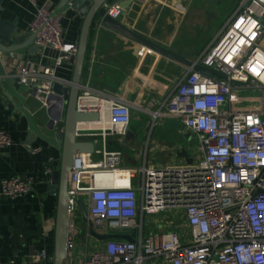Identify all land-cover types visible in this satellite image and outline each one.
Masks as SVG:
<instances>
[{
    "label": "built area",
    "instance_id": "obj_1",
    "mask_svg": "<svg viewBox=\"0 0 264 264\" xmlns=\"http://www.w3.org/2000/svg\"><path fill=\"white\" fill-rule=\"evenodd\" d=\"M26 1L34 8L30 23V32L36 34L34 45L53 48L59 55L48 65L32 61L14 64L9 76L36 89L35 98L42 107H54L57 101L49 98L55 94V84L70 83L56 70L77 55L79 43L65 41L62 16L53 0ZM121 4L107 3L106 13L118 19L124 11ZM263 38L264 0H243L196 60L225 77L188 67L187 75L166 100L150 103L154 123L166 116L177 118L185 132L197 140L191 164L124 168L122 152L106 150L98 162L92 159L93 154L76 158L68 186L69 254L74 248L73 215L80 199L89 218L103 224L107 233H129L134 238L105 241L103 248L87 253L83 264H148L152 258H162L168 264H264ZM249 79L250 85L233 83ZM244 88L259 94L240 107L238 98ZM92 98L100 102L91 103ZM77 106L99 111L102 118L107 114L109 126L96 128L104 137L126 135L130 129L132 104L113 92L83 83ZM89 129L81 133L92 132ZM12 144L10 133L0 127V150ZM33 183L28 177L3 178L0 196H26ZM169 209L182 213L188 233L183 237L168 228L145 234L144 218Z\"/></svg>",
    "mask_w": 264,
    "mask_h": 264
},
{
    "label": "crops",
    "instance_id": "obj_2",
    "mask_svg": "<svg viewBox=\"0 0 264 264\" xmlns=\"http://www.w3.org/2000/svg\"><path fill=\"white\" fill-rule=\"evenodd\" d=\"M53 1L57 9L61 0ZM118 1L126 0H110L108 3ZM196 1L131 0L118 20L153 42L196 61L220 32L219 30L212 38H206L194 47H186V42L178 43L193 9L196 7L197 10L199 7ZM0 8H2L0 19L16 24L18 35H32L30 23L34 8L28 1L0 0ZM59 14L62 16L65 41L69 44L79 43L84 17L72 10L67 12L61 10ZM262 47L264 48V38ZM58 55V51L50 47H40L35 53L27 47L13 54H1V60L10 72L14 64L32 61L48 65ZM188 67L162 52L108 29L99 21L93 25L90 33L83 83L122 96L132 104V113L136 107L144 113L152 101L162 102L172 94L182 78L187 75ZM56 71L59 77L71 80L74 65L70 60ZM1 95L0 90V127L10 133L13 144L0 150V184L3 178L13 176L28 177L34 183L32 192L26 196L17 198L0 196V264H55L58 192L51 190L49 185L53 172L60 167L62 147L54 148L41 139L33 142L30 147L27 144L29 130L27 117L20 110L10 108V101L3 103ZM26 97L28 98L25 107L35 114L41 107L40 102L36 98H29L28 94ZM90 102L100 101L92 98ZM104 106L106 107L105 103ZM104 115L109 124L107 114ZM148 115L152 117L151 113ZM151 117L146 121L141 117L132 116L129 130L135 132V137L117 133L104 137L96 129L98 127L89 129L92 132H84L82 134L84 140H98L99 152L93 154L92 159L96 162L101 161L105 150L120 151L123 155L121 167L132 168L151 164L187 163L176 155L181 148L187 149L192 157H196L192 144L194 137L185 132L179 119L166 116L154 123ZM159 123L162 125L161 130L155 132V126L154 130L151 129L153 125ZM60 127H63L62 123ZM90 133L96 135L91 136ZM47 168L51 169L49 173L46 171ZM79 209L81 210L78 205L77 210ZM173 212L180 219L178 223L172 219L167 221L159 215L154 218L145 217V234L163 232L170 228L177 230L184 237L189 228L185 221L180 223L184 219L182 213L176 210ZM75 218L74 214V221ZM81 226L83 229H75V237L80 235L81 240L78 244L74 242V248L65 264H83L87 253L105 245V242L95 241L90 236L85 222ZM97 232L102 233L101 230ZM132 235H137V231H132ZM148 264L168 263L162 258H152Z\"/></svg>",
    "mask_w": 264,
    "mask_h": 264
},
{
    "label": "water",
    "instance_id": "obj_3",
    "mask_svg": "<svg viewBox=\"0 0 264 264\" xmlns=\"http://www.w3.org/2000/svg\"><path fill=\"white\" fill-rule=\"evenodd\" d=\"M110 0H61L56 12L61 10H72L77 15L83 16L84 21L80 28L79 50L76 56L71 59L74 65V74L70 83L62 84L57 82L54 86L55 94L49 98V101H57L53 107H40L34 114L25 107L27 101L26 94L29 98L36 96V89L26 84H21L15 77L9 76V71L4 66L1 60V54L16 53L25 48L33 53L37 52L33 42L36 34L18 35L16 24L0 19V90L2 91L1 100L3 103L10 101V108L20 110L28 119L29 130L27 136V144L32 147L33 142L41 139L54 148L62 147V159L60 167L55 170L51 176L50 189L58 192V215L56 226V249L54 253L55 264H65L69 254L68 236L70 227V212H69V179L70 173L73 170L76 158L81 154H95L97 152L98 140H84L81 133L80 124H92L102 120L99 111L95 110H80L77 106L80 92L83 89V73L85 61L89 45L90 33L93 25L96 22H101L108 29L119 33L130 39H134L152 49L164 53L174 60L182 62L195 70L209 76L225 75L206 67L194 60H190L181 54L162 46L152 40L134 32L127 26L123 25L118 19L112 18L106 13V4ZM131 0L122 2V7L125 10L130 5ZM2 8H0L1 10ZM237 86L250 85L251 79L243 83L233 81ZM62 123V128L60 124ZM135 132L129 130L128 137H135ZM176 155L184 159L188 164L193 162V157L185 148L177 151ZM78 205L83 213L85 224L88 226L90 236L95 241L105 242L109 239H125L134 241V238L129 233H107L103 224L92 221L86 207L80 199ZM101 230L102 233L97 232Z\"/></svg>",
    "mask_w": 264,
    "mask_h": 264
},
{
    "label": "rangeland",
    "instance_id": "obj_4",
    "mask_svg": "<svg viewBox=\"0 0 264 264\" xmlns=\"http://www.w3.org/2000/svg\"><path fill=\"white\" fill-rule=\"evenodd\" d=\"M242 2L243 0H197L196 3L199 7L197 8V10L195 9L196 7L193 9L190 15V20L187 21L185 29L180 34L178 43L180 44L186 42V47H194L200 41H203L206 38H212L219 30L222 29L227 20L233 14L232 12L236 11ZM256 94L258 95L259 91L254 90L253 88H244L243 90H241V96L238 98V104L240 105V107H244L249 102V98L257 97ZM138 108L139 107L135 108L132 116L141 117L146 121L147 119L149 120L151 116L148 115V112L151 111L153 107L148 106L147 108H145V111H143L144 113H141ZM148 125L150 127L151 123ZM154 126L156 128L155 132L161 130L162 125L160 123L153 125L151 129L154 130ZM192 144H194L195 148L197 145V140L195 138H193ZM173 211L174 210L170 209L166 210L165 212L159 214V216L160 218L164 217L167 221H170L172 219L175 223H178L180 219L175 215V212ZM74 214L76 215L75 226L77 230L83 229L81 228V225L84 222L82 211L79 209ZM183 222L184 219L180 223ZM75 239L76 244H78L81 240V236L78 235V237H75Z\"/></svg>",
    "mask_w": 264,
    "mask_h": 264
},
{
    "label": "bare ground",
    "instance_id": "obj_5",
    "mask_svg": "<svg viewBox=\"0 0 264 264\" xmlns=\"http://www.w3.org/2000/svg\"><path fill=\"white\" fill-rule=\"evenodd\" d=\"M105 116V115H104ZM109 126V124H107V119L105 117L102 118L101 121L97 122V123H92V124H80V128L86 129V128H94V127H98V128H107ZM120 178V176H118L117 180ZM105 180H109L108 178H104ZM116 179V178H113ZM120 182L123 181V178L119 179Z\"/></svg>",
    "mask_w": 264,
    "mask_h": 264
}]
</instances>
